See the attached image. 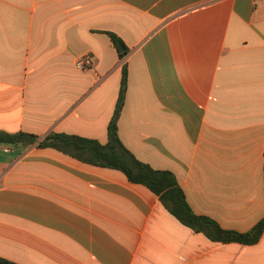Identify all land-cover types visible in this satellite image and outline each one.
Wrapping results in <instances>:
<instances>
[{
    "label": "crops",
    "instance_id": "obj_1",
    "mask_svg": "<svg viewBox=\"0 0 264 264\" xmlns=\"http://www.w3.org/2000/svg\"><path fill=\"white\" fill-rule=\"evenodd\" d=\"M124 63V148L223 229L264 217V0H0V133L37 136L0 144V258L264 264V231L212 241L123 172L38 146L51 134L106 144Z\"/></svg>",
    "mask_w": 264,
    "mask_h": 264
},
{
    "label": "trees",
    "instance_id": "obj_2",
    "mask_svg": "<svg viewBox=\"0 0 264 264\" xmlns=\"http://www.w3.org/2000/svg\"><path fill=\"white\" fill-rule=\"evenodd\" d=\"M119 58L127 53V47L113 33H108ZM127 81L125 63L122 66L121 84L113 116L107 127L108 141L102 145L96 140L73 135L51 134L38 143L39 147H52L74 158L123 172L132 183L142 184L158 196L162 205L182 224L195 232L205 234L209 239L221 243L255 244L264 231V217L246 232L221 228L217 222L206 216L196 215L189 207L185 195L175 176L164 170L152 169L136 159L119 140L117 120L123 105ZM37 141V136L26 133H0V144L11 146L30 145ZM0 264H16L0 258Z\"/></svg>",
    "mask_w": 264,
    "mask_h": 264
},
{
    "label": "built area",
    "instance_id": "obj_3",
    "mask_svg": "<svg viewBox=\"0 0 264 264\" xmlns=\"http://www.w3.org/2000/svg\"><path fill=\"white\" fill-rule=\"evenodd\" d=\"M92 65V57L90 55H82L75 60V67L79 70H87Z\"/></svg>",
    "mask_w": 264,
    "mask_h": 264
}]
</instances>
